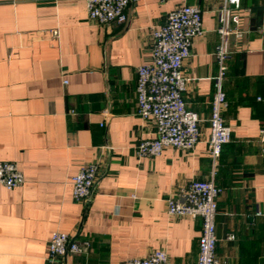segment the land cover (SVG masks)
I'll return each instance as SVG.
<instances>
[{
    "label": "crops",
    "instance_id": "0c3cea01",
    "mask_svg": "<svg viewBox=\"0 0 264 264\" xmlns=\"http://www.w3.org/2000/svg\"><path fill=\"white\" fill-rule=\"evenodd\" d=\"M223 2L187 0L203 20L182 68L200 141L192 151L139 158L138 144L155 139L157 127L138 115L137 70L152 59L154 29L183 2L139 0L126 23L101 25L89 19L85 0H0V162L16 163L26 180L0 187V264H119L158 250L171 264H194L202 219L170 216L166 200L213 170L219 262L264 264V0H241L237 27L245 34L229 40L223 117L231 141L214 168ZM92 163L99 167L93 195L79 202L71 178ZM54 231L91 248L52 263Z\"/></svg>",
    "mask_w": 264,
    "mask_h": 264
},
{
    "label": "built area",
    "instance_id": "2783aa9c",
    "mask_svg": "<svg viewBox=\"0 0 264 264\" xmlns=\"http://www.w3.org/2000/svg\"><path fill=\"white\" fill-rule=\"evenodd\" d=\"M138 1L85 0L89 19L101 25L126 23L127 9ZM180 1L183 5L168 14L163 26L154 29L152 59L137 70L138 115L144 119H154L157 127L155 139L138 144L136 154L139 158L160 156L166 148L192 151L201 139V120L198 114L187 109L183 97L187 82L182 68L183 62L191 55L193 40L203 34L202 12L196 6L189 5L187 0ZM241 9V0H224L218 9L217 32L220 43L216 57L219 73L215 79L209 143L214 168L218 164L223 147L231 141V128L225 124L223 117L227 107L223 83L228 71L230 37H241L245 34L237 27L240 23L238 12ZM98 175L99 167L94 163L86 164L79 169L71 178L75 200L90 201ZM214 177L215 170L210 179L193 180L166 200V209L170 216L202 219L203 230L199 240L198 260L194 264H221L216 254L217 198L221 194V189L215 185ZM25 182V176L16 163L0 162V187L12 190L22 187ZM90 248L89 241L79 242L61 231H54L48 242L49 258L52 263H57L69 254H87ZM119 264H171V262L167 252L158 250L146 258L129 259Z\"/></svg>",
    "mask_w": 264,
    "mask_h": 264
}]
</instances>
